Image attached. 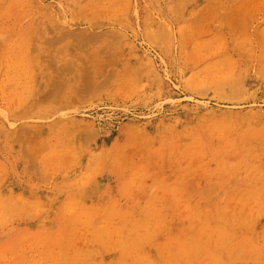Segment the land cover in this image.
I'll return each instance as SVG.
<instances>
[{
    "label": "rangeland",
    "instance_id": "obj_1",
    "mask_svg": "<svg viewBox=\"0 0 264 264\" xmlns=\"http://www.w3.org/2000/svg\"><path fill=\"white\" fill-rule=\"evenodd\" d=\"M0 264H264V0H0Z\"/></svg>",
    "mask_w": 264,
    "mask_h": 264
}]
</instances>
